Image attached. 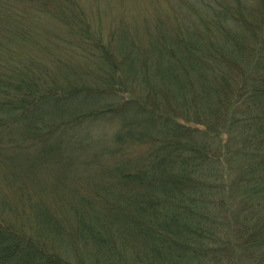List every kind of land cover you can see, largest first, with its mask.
<instances>
[{"label": "trees", "instance_id": "obj_1", "mask_svg": "<svg viewBox=\"0 0 264 264\" xmlns=\"http://www.w3.org/2000/svg\"><path fill=\"white\" fill-rule=\"evenodd\" d=\"M94 1L99 8V0ZM197 3L205 10L200 28L175 24L178 35L162 33L144 61L139 54L136 58L137 47L130 43L127 71L134 59L147 83L137 94L108 57V44L89 32L85 12L75 9L74 0H0V128L45 126L31 130L39 143L24 161L26 170L35 165L49 173L56 169L53 160L61 161V141L51 136L61 135L58 126H83L90 118L136 109L133 120L119 126L112 148L127 157L96 162L106 166L105 174L114 175L119 185L99 186L98 194L91 196L72 190L73 202L67 203L83 211L75 228L80 242H61L65 250L78 243L84 254L94 249L95 255L87 258L97 264H200L204 242L229 245L235 256L247 242L258 258L264 255V0ZM44 11L59 19L65 15L85 54L109 60L107 67L100 66L99 76L94 73L97 83L82 80L63 89L52 66L6 43L12 35L28 34L27 26L33 23L26 20L29 13ZM54 60L61 64L60 57ZM88 71L74 67L67 72L83 76ZM150 80L160 81L175 104L169 96L162 101L151 95L150 85L157 84ZM77 97L83 99L77 101L79 108L49 120L38 116L52 104L46 102L50 98L67 102ZM91 100L97 104L87 108ZM124 133L144 145L123 151L119 142ZM22 148L28 146L15 149ZM55 153L58 158L38 161ZM32 176L38 182L43 178ZM63 176L58 171L54 183L64 181ZM128 182L133 187L124 190ZM15 183L24 187V201L17 209L28 206L34 221L30 228L6 217L12 207L7 193H0V264L87 263L84 256L74 262L45 250L38 231L61 230V223L52 221L51 211L39 201L34 205L32 192L20 178ZM240 239L239 246L235 242Z\"/></svg>", "mask_w": 264, "mask_h": 264}, {"label": "rangeland", "instance_id": "obj_2", "mask_svg": "<svg viewBox=\"0 0 264 264\" xmlns=\"http://www.w3.org/2000/svg\"><path fill=\"white\" fill-rule=\"evenodd\" d=\"M74 3L76 4V10H84L89 32L96 37L99 35L100 38L98 39L103 40L106 45L108 44V57H110L112 63L119 66L118 70L122 78H125L124 81L128 87L137 94L144 91L147 83L142 77L143 69L141 75L139 66L134 59L132 60L133 64L130 65L127 71L126 51L131 49L130 43H135L134 47H137L136 58L139 54L141 61H144L147 52L150 50L151 53L152 42L156 38L164 37L162 33L166 37L178 35L175 24L181 22H184L190 28H200L202 16L205 15V10L199 6L197 0H99V8H97L98 5L94 0H74ZM56 18L46 11L42 15L29 13L26 20L33 23L27 26L28 34L22 37L12 35V39H7L6 43L14 47L17 52L26 53L29 51L37 61L42 62L44 60V63L52 66L55 74L54 78L63 89H71L73 85L79 84L82 80L87 84L97 83L98 77L95 74L99 76L100 66L107 67L109 60L104 63L96 59L98 55L91 58L88 52L86 56L79 40V34L75 33V35L70 32L69 25L65 23V15L62 14L61 19ZM57 57H60L61 64L55 62L54 58ZM137 60L139 61V59ZM74 67L90 69L92 72L88 71L83 76L70 75V72L67 71L70 68L72 70ZM150 84H157L150 85L151 95L157 96L162 101H167L169 96L172 105L175 104L171 93L165 89L160 81L150 80ZM77 101H83V99L77 97L75 100L71 99L65 102L50 98L46 102L52 104L46 105L38 116L47 120L53 119L55 114L59 112L70 111L73 107L79 108L80 103ZM96 102L97 100H91L86 107L91 108L97 104ZM123 109L113 115L106 114L104 118H90L82 121L85 122L83 126H58L61 135L54 133L51 139L57 142L61 141V161L56 162V160H53L56 169L51 173L46 168L41 169L36 165L31 171L26 170L24 166L28 154L32 152L34 145L39 143L36 138L32 137L34 132L31 130H37L39 127L45 126L30 129L28 126L11 125L0 128V193H7L8 203L12 207L5 211V215L12 221L15 220L17 225L23 223L25 227L31 228L30 223L34 221L33 213L30 212L28 206H25V209L21 211L17 209L24 201L21 198L22 189L20 190L24 187L14 184L15 180L20 178L27 186V191L32 192L31 199L34 201V205H38L39 201V204L46 206L47 210L51 211L52 221L59 220L61 223V230L46 231L44 229L38 231L40 233L39 237L44 241L45 250L54 257L63 254L64 258L67 257L66 259L78 262L82 256L91 258L95 255L94 249L90 254L82 253L81 248L78 247L79 243L78 246L67 247V251L61 246V242H80L76 239L75 228L82 221L80 219L83 211L73 209L69 205L73 202L72 190L84 196H91V193L98 194L99 186L100 188L103 185L107 188H114L119 185V183L115 185L116 178L114 175L112 178L105 174L107 167L97 166L96 162H112L127 157L119 155L115 149H112L116 148L117 145L119 126L132 121L136 111L135 108H126L125 111ZM141 129L146 132L145 128L141 127ZM69 135H72V140L69 139ZM137 138H131L125 134L123 139L118 142L121 143L123 151L139 148L145 142ZM42 139L38 138L39 141H42ZM18 146H28V148H22L19 152L16 151L19 149H15ZM58 157L55 153L38 161L44 164L46 159L51 160ZM64 157L68 158L67 161H64ZM58 171L61 172V176L66 175L63 176L65 180L54 183L52 177ZM11 174H13V180L10 178ZM32 175H41L39 178H43L39 182L38 180L34 181ZM11 180L13 186L10 184ZM132 187L133 185L128 182V185L124 186V190L132 189ZM235 244L240 246L241 239L236 240ZM244 244L239 248L238 256H235L236 250H232L229 245L224 246L223 243H220V246H213L210 242H204L202 243L204 251L202 256L199 257L200 264H236V261L237 264L264 262L262 261L264 255H260L258 258L253 250L249 249L248 243L245 242ZM244 248L245 250H242ZM89 258H87V263L84 259L80 264H97Z\"/></svg>", "mask_w": 264, "mask_h": 264}]
</instances>
